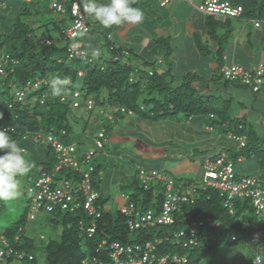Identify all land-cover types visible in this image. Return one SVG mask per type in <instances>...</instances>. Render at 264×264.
<instances>
[{
	"label": "trees",
	"instance_id": "trees-1",
	"mask_svg": "<svg viewBox=\"0 0 264 264\" xmlns=\"http://www.w3.org/2000/svg\"><path fill=\"white\" fill-rule=\"evenodd\" d=\"M232 1L242 5L243 16L247 17L250 14H254L256 17H264V0ZM33 3L35 2L31 4ZM39 11H43L41 7L36 8V13ZM18 12L19 9L15 8V12L13 11L12 13H15L18 17L5 30L0 32V67L2 68V72H0V128L14 126L13 131L8 130L11 139L16 140L18 143L22 141L26 142L32 139L33 136L41 138L42 136L45 137L47 132L53 131L62 143L75 144V153L81 159L86 150L81 145L88 141L86 135L87 124L83 123L79 134H75L73 126L69 122V115L73 108H79L82 105L81 100L90 97L93 99L94 105L89 110H93L94 106L105 108V111H102L109 121L114 120L115 116L119 118L126 114H135L134 120L137 118L139 121L147 123V125H154L159 122L163 124L166 120L179 115H183L187 119L206 117L209 128H216L219 132H223L226 135L234 133L245 136L246 142L243 147H239V149L231 153L230 150L221 151L233 163L238 155L250 156L253 152V155L261 153L262 150L257 145V135L250 130L246 131L243 127V121H241L243 124L235 125L232 129L226 127L229 120L226 107L213 104V95L202 94L196 89L193 85V81L198 76L196 73L187 72L181 76V80L177 81L172 74L170 64L156 66L154 65L156 60L149 62L143 59L140 60V64L150 68V70L148 69L145 72L142 68L143 66L140 67L141 65L138 62L135 64L127 61L128 58H131L132 52L130 49L115 46L107 39L105 46L109 55H106L107 53L102 52V47L93 43L91 34L92 32L97 33V30L92 27L85 36L79 37L78 45L85 50L89 47L97 48L101 54L96 58H92L91 62L68 59L66 48L69 40L64 36L66 28L60 26L61 22L65 20L67 22V18H51V29L54 31L58 29V33L61 36L60 40L62 41L61 44H56L49 37H39L36 35L34 28L19 18V14L28 17L27 15L30 14L29 9L19 14ZM10 14L5 16L0 13V20L9 21ZM205 22L209 35L212 38L217 37L215 51L220 59L223 50V39L226 40L227 33L231 30L228 23L229 20L221 22L211 16H206ZM1 26L2 29L5 28L3 24ZM218 28H224L225 30H223V33L218 34ZM197 46L199 48L202 47L200 41H197ZM153 49L163 50L165 53L162 54L165 57L171 52L172 46L169 44L167 38L162 37L155 41ZM125 51H128V54H125ZM114 54L119 56V60H112ZM6 55L9 56V59L7 62H3V56L5 57ZM78 70H81L82 74L78 75ZM149 71H151V74H149ZM53 80H58L60 86L64 88V91L56 96L52 95ZM34 82H39L37 88H33ZM78 82L80 83L79 85H77ZM224 82L227 83L229 81L225 80ZM67 86H72L71 92L74 89L79 90L78 97L80 104L78 106L72 105V93L70 94L66 91ZM15 88L25 89L23 102L14 101L15 96L13 94ZM42 97L44 98V102L40 103L39 99ZM62 97L64 99H61ZM112 107L116 110L113 114L109 111ZM103 129L107 136V130ZM91 139L93 138L91 137ZM48 144V149L44 153L54 161L56 166V153L50 143ZM91 144L87 149L94 146L93 141H91ZM21 147L25 149L24 153H27V148ZM105 147L106 144L101 149L95 148L92 158L96 155V152L103 151ZM36 152L41 154L38 148ZM221 152L206 158H213ZM90 164L93 166L91 174L92 184L95 187V182L101 179L102 165L96 164L94 161L91 162V160ZM82 165L86 164L83 163ZM55 166H42V169L32 179L29 186L32 185L42 171L51 173L55 180L61 178L74 179L77 177V174L67 168L55 171ZM138 166L144 167L142 165ZM137 167L135 175L129 181L133 191L132 193H126L133 200L135 210L144 211L150 208L153 203L159 204L164 196L165 184L163 181L157 180L144 184L138 177ZM144 168L147 170L156 169ZM167 173L170 174V172ZM28 176L29 174L27 178ZM171 176L174 179V186L172 188L174 192L180 191L184 186L194 185L196 187L195 192L191 195L193 201L184 203L180 211L189 214L192 220L203 219L204 221L210 219L219 223L218 227H214L205 221L204 227L201 228L198 234L197 245L183 247L182 244L176 243L171 236L172 232L181 226V215H178V220L174 226H149L142 230L130 232L127 225L128 219L120 209L114 213L106 210L103 211L102 217L97 221V231L94 235L88 236L84 228L90 224V218L81 207L75 208L71 212L57 207L50 213L42 211L49 215L48 219L50 222L54 224L60 223L62 226L59 238L49 239L43 246V264H81L82 260L91 258H100L103 261H108L107 247H98L102 238L106 237L110 241L131 242L132 240L129 237L131 235L136 236L133 240L143 241L157 236L161 237L162 243L158 246L159 253L178 252L186 254L189 264H200L204 258L211 255L222 243L226 245L235 244L246 239H251L254 232H264V218L255 212L249 199L235 198L232 202L233 212L230 213L229 209L224 206L225 196L221 195L218 189L210 186L202 188L199 185L201 182L195 183L194 178L182 179L175 178L173 175ZM236 176L255 175H239L236 173ZM256 177L263 184L259 177ZM95 189L99 192L96 187ZM98 203L100 206L104 204L100 194ZM157 208L158 206H156ZM29 213L28 204L27 209L22 214L23 217L21 216L18 222L2 229L0 234L7 239V242L14 250H26L27 253L33 255L31 260L24 259L21 261L36 264L37 257L33 253L36 246L32 238L24 235L22 226L26 215L29 218ZM80 220H82L84 228L79 224ZM232 233L235 234L234 238H232ZM16 235L18 239H15ZM166 235L171 237L168 240H164L163 237ZM0 247H3L1 241ZM253 257L254 255H249L246 264H251ZM14 259L15 257H11L3 260L12 262Z\"/></svg>",
	"mask_w": 264,
	"mask_h": 264
},
{
	"label": "built area",
	"instance_id": "built-area-1",
	"mask_svg": "<svg viewBox=\"0 0 264 264\" xmlns=\"http://www.w3.org/2000/svg\"><path fill=\"white\" fill-rule=\"evenodd\" d=\"M192 3L195 8L204 15L219 16L223 18H240L242 16L243 7L241 4L232 0H186ZM83 0H53L50 3V9L61 15L70 16L71 23L66 28L65 38L69 40L66 52L68 59L92 61L91 55L82 56L81 52L84 48L78 45V39L81 33H88L91 29L89 16L82 10ZM79 9V10H78ZM264 19L255 18L252 20L255 28L259 27ZM128 54V51H125ZM9 56H3V62H7ZM112 60H119V56L114 54ZM0 72L2 68L0 67ZM221 76L229 82H238L245 86L253 93L264 91V63L258 62L254 67L247 68L240 64L225 63L220 68ZM82 74L78 70V75ZM151 74V71H149ZM39 82H34L33 88H37ZM52 95L57 94L52 91ZM14 101H24L25 89L15 88ZM79 90L74 89L72 92V105L78 106ZM44 97V96H43ZM40 98L39 102L43 103L44 98ZM67 97V96H66ZM61 99H64L63 97ZM87 109L93 107V99L88 97L84 100ZM123 110V109H121ZM105 115V113H104ZM212 116V114H210ZM110 117V116H109ZM9 131L14 130V126L5 127ZM40 136V134H38ZM46 140L53 147L57 164L55 171L61 168H67L71 172L77 174L74 179L61 178L55 180L53 175L47 171L34 180L32 185L27 189L31 194L29 202V218L35 219L41 212H53L57 207L63 210L73 211L75 208H82L86 215L90 218V224L84 228L82 220L79 224L84 228L88 236L94 235L97 231V221L103 215L102 206L99 205V192L92 184L93 166L90 160L95 148L101 149L107 141L105 130L102 128L97 131L92 141L94 146L86 149L83 157L80 159L76 152L75 144H64L53 131H49L45 135ZM228 138L237 142L238 147L245 145V136L228 133ZM25 150V149H24ZM86 164L84 170L80 169V164ZM203 180L200 183L202 188L210 186L219 190L221 195L225 196L224 206L232 213V202L235 198L249 199L251 206L259 215H264V185L261 184L256 176H236L234 171V163L227 158L225 153H220L213 158H206L202 164ZM138 177L144 184L150 183L152 180L163 181L165 184L164 196L159 204L153 203L150 208L139 211L135 210V204L127 193H122L123 205L120 211L127 217V225L130 232L142 230L149 226H174L181 215L180 227L172 232L174 241L182 244L183 247L198 244V234L204 227L205 221L214 227H218L219 223L214 220L203 219L192 220L190 215L180 211L182 205L186 202H192L191 195L195 192V186L189 185L181 188L180 191H172L174 186L173 177L164 170L150 169L138 166ZM178 187H180L178 185ZM156 206L158 208L156 209ZM262 232L257 231L252 235L251 240H258ZM169 235L163 237L168 240ZM235 234L232 233V238ZM18 239V236H15ZM0 241L3 247H0V264L3 259L15 257L18 260L33 258L32 254L23 250H14L7 242V239L0 234ZM162 238L154 237L150 240H132L131 242H122L119 240H109L104 237L98 244L99 248L106 246L108 261L100 258H91L82 260L81 264H189L186 254L178 252L159 253L158 246L161 245ZM251 264H263V258L260 254H255Z\"/></svg>",
	"mask_w": 264,
	"mask_h": 264
},
{
	"label": "rangeland",
	"instance_id": "rangeland-1",
	"mask_svg": "<svg viewBox=\"0 0 264 264\" xmlns=\"http://www.w3.org/2000/svg\"><path fill=\"white\" fill-rule=\"evenodd\" d=\"M5 1L7 2L9 0ZM13 1H17V3L19 2L21 5L19 6L18 4H15L14 6L19 9L18 14L22 11L26 12L29 9L30 14L27 15L28 17L19 14V18L29 23L34 28V33L36 35L39 37H49L54 40L56 44L62 43L57 32L51 29V18L57 16L55 12L47 8L52 0H34L35 3L33 4H31L33 0ZM37 5L41 7L43 10L42 12L39 11L36 13ZM22 6L24 7L22 8ZM13 11L15 12V10ZM10 15L9 21L3 19L0 20V32L5 30L6 27L12 24L18 17L15 13H11ZM66 17L68 20L67 22L66 20L61 22V27L63 26L67 28L71 23L70 16ZM253 18H256V15L250 14L247 16V19L237 20L232 18L230 21L232 27L236 30L253 32L255 29H253L252 22L249 20ZM214 19L219 21L223 20L219 17H214ZM91 23L94 24L93 21ZM2 24L5 27L4 29H2ZM263 25L264 23L262 22V26ZM217 31L221 32L222 29L218 28ZM178 40L180 39L177 38L176 41ZM102 50L107 53L106 55H109L106 46H103ZM156 55L159 56L160 53L157 52ZM127 61L137 64L136 60L134 61L131 58H128ZM154 65L160 66V63L155 62ZM142 68L145 72L149 69V67L146 66H143ZM218 81H224V79L219 78ZM79 84L80 83L78 82L77 85ZM67 87L66 91L71 94L73 89L72 86ZM221 99L222 98L217 97V100H213V104L221 105V102L219 103ZM81 102L82 105L79 108H73L71 110L69 122L72 124L73 132L75 134H79L83 123L87 124L86 135L88 141L81 145L82 148L85 150L92 145L91 137L93 138L98 130L102 128L107 130L105 149L96 152V155L91 159V162L94 161L96 164L102 165V174L100 177H107L108 179L106 180L105 178V184L107 185L104 184L102 179H98V181L95 182V187L99 190L100 197L104 201V204L101 205L103 211L110 210L114 213L121 208L123 205L121 193H132L133 189L130 187L129 181L130 178L135 175L136 167L138 165L164 170L166 167L172 169L173 167L175 168V166H183V164H185L187 168H185V172L189 170L193 171L195 169V178H192H194V182L198 184V182H202L204 178L201 166L203 160L206 157L216 155L220 148H223V151H226L231 145L227 142L233 141L227 138L225 133H220L218 129H215L214 131H206L205 133L209 135L192 132L187 126L195 127L196 123H191L183 115L168 119L163 122V124L161 122L156 123L153 127L146 125L147 123H145L144 126V123H142L143 126L141 125L138 130H135V128L132 129V127L135 126V123L130 125V121L136 116L135 114H126L119 118L114 115L115 119L109 121L106 116H104L103 111H105V108L103 109L101 106H94L93 110H89L85 107L84 100H81ZM109 111L113 114L116 110L112 107ZM132 130H135L137 133V135L134 134V137L132 136ZM217 136L221 137L222 141L218 142ZM210 137L211 140L209 141L208 138ZM205 139L208 141L203 142ZM220 142L224 143L222 144L223 147ZM19 144L27 148V153L24 154L26 158L31 161L33 166L28 173V178V174L19 178L20 197L15 201H0V231L5 227L18 222L25 209H27V205L29 204L27 202H30V194L27 191V186L32 182V179L38 175L42 166H55L54 161L44 153L49 146L44 136L41 138L33 136L32 139L26 142H19ZM201 144H205V146H202ZM37 148L40 149L41 154L36 152ZM178 154H180V156H178ZM237 163L238 162H235V164ZM84 167H86V165L80 164V169H83ZM172 175L175 178H178L176 173H173ZM113 202L118 203V206L114 205ZM48 217L49 215H47V213L41 211L35 220H30L26 215L22 222L24 235L32 238L36 246L33 250L35 257H37L36 264H43V246L49 239H58L62 228L60 223L54 224L50 222ZM262 218H264V215H262ZM129 237L131 240L136 238L135 235ZM256 251H259L264 258V235L258 240L246 239L235 244L232 243L227 245L222 243L220 247L211 253V255L204 258L200 264H246L248 256L254 255ZM3 264L32 263L14 259L12 262L3 260Z\"/></svg>",
	"mask_w": 264,
	"mask_h": 264
},
{
	"label": "crops",
	"instance_id": "crops-1",
	"mask_svg": "<svg viewBox=\"0 0 264 264\" xmlns=\"http://www.w3.org/2000/svg\"><path fill=\"white\" fill-rule=\"evenodd\" d=\"M33 2L35 1L33 0ZM100 2H107V0H100ZM15 4L20 5L17 1L9 0L6 2L5 0H0V13L5 16L12 13L15 10ZM49 5L47 8L51 10ZM133 6L140 8L144 12V22L141 25L125 24L105 29L93 18L89 17V20L94 22V24L92 23V28L97 30V33L92 32L91 34L93 43L103 47L106 43L105 37L110 36L109 41L115 46L131 50V59L136 60L141 65L140 67H142L140 60L143 59L149 62L156 60V62L163 65L170 64L172 74L177 81L181 80V76L187 72L196 73L199 77L197 76L196 80L193 81V85L198 91L202 94L213 95V100H217V97L222 98L219 103L221 102L220 104L226 107L229 116L226 127L232 129L235 125L243 124L241 123L243 121L245 130H250L257 135V145L262 150L261 153L253 155V152L250 156L238 155L234 161V169L239 175L258 176L264 184V91L253 93L238 82L226 83L224 82L225 80L218 81L219 78H222L220 68L225 63L240 64L247 68L254 67L258 62L264 63V25L262 26L261 23L259 27L255 28L252 23V27L255 29L253 32L236 30L231 25L230 20L232 18L211 16L213 18H222V22L228 19L231 29L227 33L226 40L223 39L222 56L219 59L215 51L217 37L212 38L206 27L205 17L210 15L202 14L192 3L186 0H136ZM56 17L67 18L60 14H57ZM256 18L264 19V17ZM234 19L242 20L247 19V17L242 15L240 18ZM253 19L249 20L252 22ZM221 29V32L217 31L218 34L223 33V30H225L224 28ZM55 32L61 37L58 29H55ZM162 37L167 38L169 44L172 46L171 52L165 57L162 54L165 53L163 50L153 49L155 41ZM177 38L180 40L176 41ZM197 41H200L201 48L197 46ZM157 52L160 53L159 56L156 55ZM108 113L110 114V112ZM187 120L191 123H196L195 127H187L197 134L206 135V131H214L216 129L212 127L211 129L207 126L208 120L206 117ZM133 123H135V126L132 129L135 128V130H138L142 123L145 126V122L139 121L137 118L130 121V125H133ZM148 126L153 127L151 124H148ZM135 130H132L133 137L137 135ZM208 140L210 141L211 137ZM208 140L205 139L203 142H207ZM217 141H222V138L217 136ZM227 143L231 144L227 149L230 150V153L239 149L237 142L231 141ZM222 144L224 143H221V146ZM202 146H205V144ZM223 150V148H220L218 152ZM235 162L239 164H235ZM185 168L186 166L183 164V166H175L172 169L166 167L164 171L170 172L171 175L176 173L177 177L182 179L195 178V169L185 172ZM105 178L108 180L107 177H101L104 184ZM113 203L118 206V203ZM263 235L264 233H262L261 237ZM255 254L261 255L259 251H256Z\"/></svg>",
	"mask_w": 264,
	"mask_h": 264
},
{
	"label": "clouds",
	"instance_id": "clouds-1",
	"mask_svg": "<svg viewBox=\"0 0 264 264\" xmlns=\"http://www.w3.org/2000/svg\"><path fill=\"white\" fill-rule=\"evenodd\" d=\"M135 3L136 0H107V2L83 0L82 10L105 29L125 24L141 25L144 22V12L134 7ZM85 35L86 33H81L82 37ZM106 39L109 41L110 36H106ZM89 54L92 58H96L101 53L99 49L92 47L81 52L82 56ZM52 87L57 95L64 91L58 80H53ZM24 152V148L10 138L9 131L6 128H0V201H15L21 195L19 178L28 174L33 166Z\"/></svg>",
	"mask_w": 264,
	"mask_h": 264
},
{
	"label": "bare ground",
	"instance_id": "bare-ground-1",
	"mask_svg": "<svg viewBox=\"0 0 264 264\" xmlns=\"http://www.w3.org/2000/svg\"><path fill=\"white\" fill-rule=\"evenodd\" d=\"M12 117V116H11ZM11 121V120H10ZM19 124V123H18ZM141 137V136H140ZM145 138V137H144ZM55 160V159H54ZM55 162H57L56 160H55ZM66 176V175H65ZM29 186V185H28ZM28 203V202H27ZM20 217V216H19ZM23 217V216H22ZM19 219V218H18ZM21 219V218H20ZM22 248V247H21ZM24 249V248H23ZM27 249V248H26ZM26 251V250H25Z\"/></svg>",
	"mask_w": 264,
	"mask_h": 264
}]
</instances>
